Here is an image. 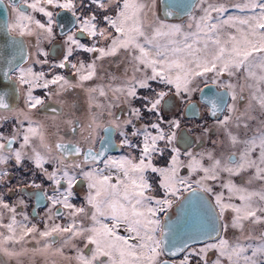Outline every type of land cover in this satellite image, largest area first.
Returning a JSON list of instances; mask_svg holds the SVG:
<instances>
[{"label":"snow or ice","instance_id":"1","mask_svg":"<svg viewBox=\"0 0 264 264\" xmlns=\"http://www.w3.org/2000/svg\"><path fill=\"white\" fill-rule=\"evenodd\" d=\"M158 8L7 0L0 264H264V0Z\"/></svg>","mask_w":264,"mask_h":264},{"label":"water","instance_id":"2","mask_svg":"<svg viewBox=\"0 0 264 264\" xmlns=\"http://www.w3.org/2000/svg\"><path fill=\"white\" fill-rule=\"evenodd\" d=\"M173 0H161V14L164 15V12L168 10V5L172 3ZM176 11V9H172ZM7 17V3L0 4V19H6ZM167 19H178V18H167ZM15 102V101H14Z\"/></svg>","mask_w":264,"mask_h":264},{"label":"flooded vegetation","instance_id":"3","mask_svg":"<svg viewBox=\"0 0 264 264\" xmlns=\"http://www.w3.org/2000/svg\"><path fill=\"white\" fill-rule=\"evenodd\" d=\"M6 3H7V0H6ZM158 4H159V13H160V15L162 16V14H161V0H158ZM163 17V16H162ZM16 103H19V101H15ZM113 139L115 140L116 139V137L115 136H113ZM110 154H113V155H116V154H118L117 152H115V151H112V152H110ZM39 207V206H38ZM42 210V209H41ZM29 211H31V208L29 209Z\"/></svg>","mask_w":264,"mask_h":264},{"label":"rangeland","instance_id":"4","mask_svg":"<svg viewBox=\"0 0 264 264\" xmlns=\"http://www.w3.org/2000/svg\"><path fill=\"white\" fill-rule=\"evenodd\" d=\"M159 11V8H158ZM160 14V13H159ZM162 17V16H161ZM171 22H179V19H169Z\"/></svg>","mask_w":264,"mask_h":264}]
</instances>
